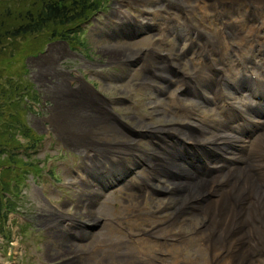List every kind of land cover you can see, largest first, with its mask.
Segmentation results:
<instances>
[{"label": "rangeland", "instance_id": "1", "mask_svg": "<svg viewBox=\"0 0 264 264\" xmlns=\"http://www.w3.org/2000/svg\"><path fill=\"white\" fill-rule=\"evenodd\" d=\"M91 1L97 4L98 7L93 10H82L84 13L87 11V15L94 14L91 18L87 19L88 21H79L78 26H76L77 22L74 21L69 23L68 29H62V27H57L56 25L50 24L44 27L41 33L19 37L13 41L14 43H8L10 47L4 51L0 57V82L5 86L8 94L9 92L12 94L14 99L18 96L15 102L14 100L12 102V99H10L8 103H6L8 105L9 111L13 112L11 118H5V120H9L8 122L11 123V126L9 125L10 129L8 127H4L5 129L1 127L3 133L7 132L8 130L7 137H9L8 139L10 142L7 144L8 149H11L14 144H17V141V145L20 146L19 148L21 149L28 150L32 147L36 148L30 156H27L24 153L20 156H17L18 158L15 159L16 161L19 160L20 162H13L12 159H10L11 154L7 151L3 152L1 155V160H3L5 162L4 164L8 165L10 168L9 170H3L4 173L1 174L0 178H4V181H9L10 179L15 177L17 178L22 175V177L26 179L24 180L25 185L23 188L19 187V190L22 193L21 197L19 199H17V197H13V199L17 201L14 203V208L16 210L9 215V219L6 223L7 227L3 226L6 231L3 233L5 237L0 235V264H69L72 262L71 260L74 261L73 264H128V262L130 263V258H127V253L129 254L135 251L136 248L129 242L128 238H130V235L127 233V227L123 225H119L120 227H118V223H116V221H122L121 219H125L126 221L124 222L130 224L132 229L131 234L137 236L138 240L143 242L142 251L145 254H139L138 256L141 255V257H147V255L154 254L156 249L160 246V243L156 239L170 234V229L167 225V229L161 227V230H158L159 225L164 226L166 219L158 214H155V211L160 212L162 210L163 213L171 215V211H174L177 204L176 199L181 196L180 193L184 189L179 183L183 181H190L193 178L210 179L216 174L214 167H211L210 171L212 174L209 175L207 173L209 169L206 168L203 170V176H196L197 172H195V169L190 166L191 163L186 159L183 160L184 157L179 155L181 161H184L185 165L190 170L185 171L184 168L179 172L174 170V173L172 174L173 178L166 174L165 171L161 172L168 178L159 179V185H161V187H159L157 184L158 180L156 178L158 177L150 172L153 177L149 180L155 183L153 186V191H157L158 195L152 196L150 192L145 190L146 198L149 200L152 199L151 203L148 202L149 212H147V206L143 205L141 202L142 199L144 200V193L135 194L134 197V192L130 191L127 188V185L116 186L114 190H111L109 194H106L105 198L98 200V203L94 206L95 210L91 211V209H88V206H90L94 200L93 198L97 199V194L93 197L97 188H92L94 184H90L88 187H81L80 179H78L75 174H72L70 168L73 165H82L80 160L81 155L86 152L88 146L92 144L91 142L102 141L108 144H112V142H120V144L126 142L122 144L123 149L117 148V146L112 144L113 147L111 149V154H107L106 151L101 150V154L105 153V156H112L114 154H119L120 152H125L124 149L128 151L136 150L135 147L137 144H143L145 148L152 150L153 147H151L147 141H143L144 138H148L149 140L157 143L160 141L162 143L161 146L164 144L167 146H169V144L174 145L180 143V141L183 142L181 137H179L176 133L163 132L162 134H158L153 132L151 134H146V130L140 131L138 129L139 127H137V125L139 123H154L155 125H159L158 127H161L160 125L172 126L169 124L175 123L181 119L182 121L188 120V117L184 115L176 114L179 118L175 117L173 113L165 112L163 115L165 109H170L167 103L173 102L175 106L179 104L175 97H173V93H175L173 88L167 86L165 94L163 95L162 92V94L159 96L160 98L162 97V100L167 101H162L159 97H157L158 92H156L154 89H143L138 87L142 79H147L146 83L151 81L155 83L156 86L159 85L155 78H151V76L146 75V70L147 72L153 70L151 71L152 74L158 73L162 74V76L165 75L164 78L168 81V83L170 81L173 82L171 77H176L179 83L181 79L185 78L189 81L198 79L201 75L198 72H201L200 69L202 67V65L199 64V61L196 60L194 61L195 68H193V65L191 64L190 70L192 72L195 71L194 74L197 72V78L194 79L185 75L187 74L186 70L190 67V65L187 58L183 60L180 57H176V53L177 55L178 53L180 54L181 48L178 47L177 49V46L174 43V38L176 35L172 34L169 36V38H171L169 39V42H171L169 47L163 43L155 45L153 42L154 39H164V33H162L161 29L158 30V28L163 24L164 18L162 19L161 16L162 14H166L165 11H142L141 13L135 11L139 10L140 8L149 9L148 7L155 8L160 5L162 7L161 9L168 7L166 9L171 10L173 15L177 16L182 21V11L186 12V6L184 2H180V4L175 0ZM224 1L225 5L220 4L219 7V0H186L189 6L198 9L194 13V23L197 24V20L200 21V24L203 25L201 28L217 37L216 40H218V47L225 42V48L227 52H230L231 54H237V47L235 48V46H244V48H240V52L243 54L232 57L230 61L226 59L224 60V62L227 63L225 69H231L232 78L236 79L238 72L237 69H241L242 67H252L250 63L259 58L257 56L255 58H251L249 47L252 45L249 44V42L251 41L252 37H256L253 34L254 31H256L258 37L264 40V15L257 19V21V11L249 8L250 4L248 1H243L242 3V5L246 8L228 5V0ZM253 1L259 2V4L264 9V0ZM197 4H200L201 7H196ZM224 8H228V14H230V16H227L229 19L226 18L227 22L229 21L236 23L235 26L237 36L235 38L230 39L228 36V31L222 30L223 25L216 17L217 11ZM124 14L133 16L131 18L137 17L140 20L139 23L141 21L144 23L140 28L137 27V29L135 28L136 26H133L135 30H137L136 33H132L130 29L128 33V27L122 26L121 17ZM207 14L210 15V17H208ZM108 18H111L113 21L118 18L119 24L113 25V28L110 29L106 28L109 26L102 24L101 26L104 27H102V30H100L99 34L97 33L98 30L94 31V28L102 21H109ZM238 18L239 21L248 19L250 22V29L248 22L237 23ZM151 23H156L157 25H152ZM255 23L258 27L257 29L253 30L251 28L255 26ZM189 26V28H185L181 25V34L185 33V37L187 39L190 38L192 34L195 35V29L192 28V24ZM76 28L79 31L77 34L79 35L80 43L82 44L80 48L76 43L72 42V44H74V48L71 47L73 48V50H71L68 45L64 43L61 44L58 41L59 39L53 40L55 41L53 43H51L52 41H47L51 38L50 33H52L53 30L62 31L66 29V31H69L75 30ZM153 29H155V31L151 34L150 30ZM114 30L123 31V33L128 35H136L137 33L141 34L132 40H130L131 38H128L124 35L119 36L116 39H112L108 35H105L106 32H111ZM153 35L156 36L153 37ZM247 38L248 40H246ZM202 42L206 43V39L204 38V41L196 39L193 43L190 42L192 46L191 50L199 51L198 49H195L194 46L197 45L199 48V46H202ZM231 42L233 43V47L231 46ZM114 44L130 45L132 48L140 49L142 52V59L138 64L142 68L140 69V67L137 65L136 70L130 74V78L126 79L125 75L123 74L125 68L121 67L124 66V62L122 60L125 58H121L122 55H119L121 53H117L118 51H114L116 53H111L108 51L111 49L108 47L114 46ZM187 45L188 41L184 42L182 47ZM218 47V51L211 55L219 56L221 51H219L220 49ZM148 48L156 49L161 53L170 51V53H172V55L180 61L181 65L178 66H180L181 74L177 76L179 70L176 68L172 73H164L158 70V65L156 62L160 60H152L153 52H151V50L147 51ZM39 50L43 52L37 57H34V55L38 54ZM218 56H215V60H218ZM49 57L50 59H55L57 63H54L55 61H51L49 68H41L40 64H42L43 61L49 59ZM238 57L241 58L240 64L236 62V58ZM247 59L250 60V62H248ZM259 60L260 63L264 64V58ZM51 64H55V66ZM132 66L133 64L131 67ZM56 68H58V70H56ZM77 69H80V72ZM99 70H103L106 81L103 82L101 79L93 75V73H98ZM207 70L205 73H207ZM58 71L60 75H63L62 77L58 76ZM81 76L85 77L87 82L91 83L92 85H94V83L91 81L98 84V92L101 94L100 96L117 98L114 99V104L112 107L119 114V117H117L116 120L118 119V122L122 124V129L120 131H117L116 125L104 122L101 123L102 125H98L97 127L95 126L96 128L93 129V132L97 135L93 137L92 141L86 145L83 143L71 144L67 142L63 134L61 135L58 129L52 126L53 122L51 121L53 110L57 107L58 100H61V98L59 99L58 96H60L62 93L73 95L71 92H78L79 82L83 83ZM111 77L115 78L111 81ZM72 80L76 81L75 88H71L70 81ZM57 82L60 83L58 84ZM64 83L67 84V88L71 92H62V87L65 85ZM16 86L18 87L16 88ZM94 87L97 88L95 85ZM208 87L213 89L211 86ZM31 90L35 94L32 95ZM168 91L170 94H168ZM229 94L233 97L241 99V103L245 101L243 103L244 105L248 102V99L243 98V95L235 96L231 92H229ZM126 96L131 97L130 100H127ZM22 97L23 102L21 104H17ZM177 98L179 100L190 99L194 101L195 99H201V97L199 98L198 96L195 98L194 94L189 97L179 96ZM155 101H162L164 102V105L158 109H154L153 104ZM194 101L185 102L188 107L194 109L195 112L193 114H197L196 118L189 120V123L192 125V127L184 124L183 126H178L180 129L189 131L191 133L201 134L203 132V128L201 127L206 125V127L209 126L208 128L210 133L207 136L209 138L213 135L214 131L217 132V130L223 129V125L232 123L228 122L223 125L217 124V121H225L218 113L217 104L220 105V101L216 100L217 104L214 103L211 105L200 104L201 102L198 103ZM108 110H112V108L110 107ZM105 113V115H107L108 118L113 121L110 113L107 110H105ZM154 113L162 114L154 116ZM188 114L190 116L193 115L192 113ZM13 115H15L14 119ZM15 121L18 124L15 123L14 125L12 123ZM155 125H153L154 128H156ZM128 128L139 130V142L133 141L134 138H131V133L127 130ZM54 129H56L57 133L60 134L59 136L54 135L51 132ZM47 133L51 135V137H47ZM44 135L45 140H42ZM12 136L17 139L16 142L13 141ZM171 136L177 137L178 141L175 143L173 139L171 140ZM141 141H143V143H141ZM187 145L192 146L191 144ZM161 146L159 150H156L160 154L159 157L164 155V149H162ZM92 155H94V152H91V156ZM142 157L145 159V161L147 160L151 170V160L148 162L147 156ZM109 160L111 161V159ZM29 163H32L33 166H28ZM204 164L205 161H203L200 166L202 167ZM96 165L97 166H94V169L98 168L100 170L97 163ZM27 169H30L31 171L26 173L25 170ZM141 176V181L144 182L150 177V174L147 169H143ZM68 179H72L75 184L67 185L66 182ZM103 179L108 183L114 180L110 178ZM139 179L140 178L137 179L136 177L134 180L137 182ZM0 189L1 191L5 190L2 187ZM3 192L7 194L10 193L7 191ZM66 194L69 196V198L64 200ZM43 198L48 199L50 202L56 204L59 208L68 209L69 211L73 212L75 217H78L81 220L83 219L85 221H89L88 215L90 216L91 213L93 216L96 214V216L100 217L98 220L100 222L97 221L101 226L100 230H98L97 233L91 238L90 242L84 244L86 245L84 248L89 250L91 254L86 255L85 252L75 251L78 249H74V242L77 244L80 243L79 239L81 229H79L77 233L75 229H71L72 234L70 235H72V238H69L71 240H67V238L66 242H64L62 246L56 245L55 249H52V247H54V238L47 240L43 235L44 233L42 232V229L43 226L54 225V223L50 221L55 219L53 215H56V213L53 211L52 207H50L44 201ZM2 199L4 200V197H2ZM132 205L133 208L131 207ZM140 208H142V210L137 212L136 209ZM169 211L170 213L168 214ZM137 213H139L140 216H138ZM148 213L150 215L147 216ZM49 215L51 217H49ZM187 216V220L182 222L180 225H176V227H174V231L178 233L180 232V229H182L184 232L190 235L191 240L181 244L179 243V240H175L173 238L179 235L169 236L168 242L170 246L167 250L170 252L171 256L167 258L166 261L172 263L175 262L174 264H176V262L179 264H190L196 260L197 255H201L202 259H200L198 263H194L205 264L206 254L202 249L201 241H199L200 238L195 232V228L199 224V219L194 214ZM93 225H97V223L93 222ZM150 228L157 229V235L154 240H145V238L140 235V231H148ZM164 254L166 255V253Z\"/></svg>", "mask_w": 264, "mask_h": 264}, {"label": "bare ground", "instance_id": "2", "mask_svg": "<svg viewBox=\"0 0 264 264\" xmlns=\"http://www.w3.org/2000/svg\"><path fill=\"white\" fill-rule=\"evenodd\" d=\"M175 1L179 3L184 2L187 13H195L198 10L195 7L189 6L186 0ZM196 7L200 8L201 6L200 4H197ZM221 11L224 13V16H230V14H228V8H224L217 11L216 17H218ZM235 24V22L228 21V35H230V38H235L237 36ZM184 27L189 28L190 26L187 24V26L185 25ZM135 28L137 29V27ZM192 28H194L193 25ZM251 29L255 30V26ZM108 33H112L114 39L118 38L117 31L106 32L105 35H108ZM199 33L200 36L204 34L206 43L209 41L211 42V47L204 43L202 49H204V51L207 50L211 54L216 53V51H218L216 47L218 45V40H216L217 37L212 34V36H210L208 31L200 27L198 28V34ZM246 40H248V38ZM249 44L252 45L249 48L254 51L257 46L262 48L264 40H258L256 37H252ZM108 48H111L108 50L111 53H116L114 51L121 53L119 54L122 55L121 58H125L122 61L124 63L127 62L129 67H131L133 60L137 58V56H139V62L142 59V52L140 49H134L130 45L114 44V46ZM240 48H244V46L242 45ZM220 51L219 58L224 61L226 49L221 48ZM160 57L162 58V55H160ZM51 61H55V59H50L49 57V59L40 64V67L49 68ZM174 62L170 63L168 61L160 60L157 61L156 64L158 65V70L161 72L172 73L174 72V67L172 65H181L177 58ZM54 63H57V61ZM51 65L55 66V64ZM211 67H213V63H208L207 72L211 73ZM220 67L225 68L222 65H220ZM193 68H195V66H193ZM151 71L150 73H152ZM158 75L163 79L164 76H162V74ZM226 75L227 78H230V75L227 73ZM216 79L217 77L208 74L206 78H200L197 81V84L211 86L215 93V99L220 101V99L224 98L222 93L225 92V89L227 88L225 87L223 91L218 92L215 84ZM191 82V80L189 81L185 78L181 79L179 84L183 83V85L188 86ZM172 85L173 82L170 81L168 87L172 88ZM259 87L260 84L253 85L250 89L258 90ZM78 88V92H71L67 86L63 85L62 92H71L73 95L65 93L60 94L58 98H61V100H58L57 107L53 110L54 115L52 114L51 121L53 122V127L57 128L61 135L63 134L67 142L71 144H88L92 141V138L97 135L93 132V129L98 125H102L101 123L103 122L116 125L117 131L122 129V124L118 122V119L112 121L107 115H105V110L107 108L104 106L106 105V102L102 99L103 96L92 92L84 81ZM168 94H170L169 91ZM196 94L200 98L197 92ZM250 113L253 116H257L260 122L251 121L248 114L239 109L238 104H236V107H228V122L241 121L239 127L236 126L238 129L234 127L232 123L228 125L225 124L223 125V129L217 130V132L214 131L213 135L209 138L207 137L210 133L209 126L206 127L204 124V126L201 127L203 128L201 134L182 130L177 125L156 128L153 127L152 123H139L137 125L140 131L146 130V134H151L153 132L158 134H162L163 132L176 133L183 141L174 145L169 144V146H167L164 144L165 146H161L162 149H164V155H161L160 157V154L157 151L147 154L142 153V156L148 157V162L151 160L152 169L150 172L152 174L157 176V173L160 175L161 172L165 171L166 174L172 177L174 170L178 172L183 168L185 171L190 170L185 165L184 161H181L180 156L176 154V146L183 147L184 153L186 151L188 152L191 161L188 159L186 160L191 163L190 166L195 169V172H197L196 176L201 177L204 174V169L207 168L211 170V167H214L216 174L210 179L193 178L190 181L179 183L184 189L180 193L181 196L176 199L177 204L173 211V222L169 221L167 224L170 229V234L166 237L179 235L173 238L180 237L181 240L189 242L191 240L190 235L182 229H180V232L176 233L174 227L183 222V217L180 218L183 211H191L192 214L196 215L199 219V224L196 226L195 232L199 236L202 249L206 254L205 264H264V109L258 107L250 110ZM138 129H127L131 133V138H134L133 141L137 142L140 141ZM170 138L171 140L173 139L175 143L178 141L177 137L171 136ZM91 143L96 147H99L101 150L106 151L107 154L112 153V144L104 143L102 141ZM187 144H191L192 146ZM139 148V144H137L135 149L139 151ZM195 153L196 155H194ZM180 155L182 156L181 153ZM195 160L196 162H199V165L205 161V164L201 169L197 168V165L193 162ZM141 161H145V159L142 158ZM111 163L112 160L110 161V164ZM85 170H89L90 173L97 175L101 180V184L107 186L110 183L117 181L118 178H115L109 183L103 178L113 179L114 176L122 173V166L119 167L115 173L112 175L109 174L108 176L107 171H102L98 168L94 169L93 167V169L90 170L87 167ZM142 201L143 199L141 202ZM93 202L89 206V210L91 209V211L95 210V204ZM140 210H142V208L136 209L137 212ZM137 215L140 216L139 213H137ZM92 216V213L90 216L88 215L89 221L97 222L100 219L96 214H94V218ZM121 220L122 221H116V223L121 226H127V232H131L132 229L130 224L124 222L126 221L125 219ZM62 235L64 234L60 233L54 237V247H52V249H55L56 245L62 246V244L66 242V237H63ZM132 242L134 245L131 242L130 243L133 246L138 247L140 251L136 249L131 252L132 254L129 253L133 255L129 260L130 262L132 260L136 262L137 260L138 264H165L164 261L167 256L164 253L165 251L168 252V244H166L165 247L159 244L160 246L156 249L154 254L147 255V257L144 258L141 257V255L138 256L142 253L145 254L142 251V246H139L140 243L133 239ZM74 243V249H83L84 246H86L80 243ZM192 263H194V261L190 264ZM176 264L179 263L176 262Z\"/></svg>", "mask_w": 264, "mask_h": 264}, {"label": "trees", "instance_id": "3", "mask_svg": "<svg viewBox=\"0 0 264 264\" xmlns=\"http://www.w3.org/2000/svg\"><path fill=\"white\" fill-rule=\"evenodd\" d=\"M97 7L98 5L91 0H0V57L10 47L8 43L13 42L19 37L41 33L44 27L50 24L62 27V29H68L69 23L76 21V26H78L79 21L86 20L89 17L87 11L84 13L82 10H93ZM66 29L62 31L53 30L50 33V39L76 38L75 30L66 31ZM17 97L14 99L10 92L8 94L7 89L0 82V167L6 165L1 160L2 153L6 151L11 154L10 159L13 162L19 161L15 159L18 158L17 156L19 155L16 152L20 149V146L17 145V139L12 136L13 141H17V144H14L11 149H8V130L3 133L1 129V127H8L10 129L11 123L8 122L9 120H5V118H11L13 112L9 111L6 103L10 99H12V102L13 100L15 102ZM22 102L23 97L17 104H21ZM14 117L15 115H13V119ZM12 123L15 125L16 121ZM28 166H32V163H29ZM9 168L8 166L5 170H9ZM15 179L4 181V178H2L0 188L5 189L3 191L13 193L12 184ZM3 191L0 189V233L6 232L4 227L8 220V214L15 210L14 203L5 200ZM2 197H4L5 201Z\"/></svg>", "mask_w": 264, "mask_h": 264}]
</instances>
